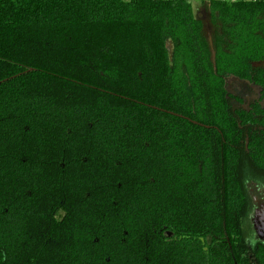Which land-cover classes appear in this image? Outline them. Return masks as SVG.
<instances>
[{
	"label": "trees",
	"instance_id": "16d2710c",
	"mask_svg": "<svg viewBox=\"0 0 264 264\" xmlns=\"http://www.w3.org/2000/svg\"><path fill=\"white\" fill-rule=\"evenodd\" d=\"M199 8L212 47L189 0H0V264H264L226 90L264 93V0Z\"/></svg>",
	"mask_w": 264,
	"mask_h": 264
},
{
	"label": "flooded vegetation",
	"instance_id": "af4514ba",
	"mask_svg": "<svg viewBox=\"0 0 264 264\" xmlns=\"http://www.w3.org/2000/svg\"><path fill=\"white\" fill-rule=\"evenodd\" d=\"M232 78L238 80L240 85L232 92L228 87L229 78L226 80L227 98L231 109L239 115L242 111L252 112L258 120V125L256 122L251 123L252 128L264 130V125L260 124L264 121V93L262 89L245 79ZM256 107L259 109L257 110ZM262 177L259 180H251L247 185L249 206L244 219V230L253 240L264 246V175Z\"/></svg>",
	"mask_w": 264,
	"mask_h": 264
},
{
	"label": "rangeland",
	"instance_id": "374dc122",
	"mask_svg": "<svg viewBox=\"0 0 264 264\" xmlns=\"http://www.w3.org/2000/svg\"><path fill=\"white\" fill-rule=\"evenodd\" d=\"M189 1L192 4L194 11L200 12L203 34L208 39V43L210 47H212L213 46L212 40L214 35L216 33H221L222 28L216 24H212L208 16L204 12H201V9L199 7L201 5L202 0H189ZM228 83H229L228 84L229 90L232 92H234L237 89V87H239L240 85V82L236 79H233L232 77L228 79Z\"/></svg>",
	"mask_w": 264,
	"mask_h": 264
},
{
	"label": "built area",
	"instance_id": "2783aa9c",
	"mask_svg": "<svg viewBox=\"0 0 264 264\" xmlns=\"http://www.w3.org/2000/svg\"><path fill=\"white\" fill-rule=\"evenodd\" d=\"M207 1H210V0H207ZM221 1H225V2H228V3H234V2L246 1V0H221ZM251 1H256V0H251Z\"/></svg>",
	"mask_w": 264,
	"mask_h": 264
},
{
	"label": "water",
	"instance_id": "95a60500",
	"mask_svg": "<svg viewBox=\"0 0 264 264\" xmlns=\"http://www.w3.org/2000/svg\"><path fill=\"white\" fill-rule=\"evenodd\" d=\"M169 48H170V46H169Z\"/></svg>",
	"mask_w": 264,
	"mask_h": 264
}]
</instances>
